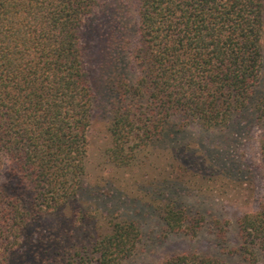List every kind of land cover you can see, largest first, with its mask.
<instances>
[{
	"label": "trees",
	"instance_id": "16d2710c",
	"mask_svg": "<svg viewBox=\"0 0 264 264\" xmlns=\"http://www.w3.org/2000/svg\"><path fill=\"white\" fill-rule=\"evenodd\" d=\"M99 1L0 0V161L9 162L8 181L0 179V264H8L23 229L56 211L79 188L93 106L80 33ZM137 3L138 38L130 52L136 75L113 58L107 77L115 98L109 129L113 159L126 163L129 141L156 138L170 123L219 127L250 110L251 119L264 125V92L256 91L264 0ZM259 150L264 162V129ZM164 219L169 231L195 234L201 226L200 220L185 222L173 202ZM220 222L214 225L221 246L226 239ZM236 224L238 242L227 256L257 264L264 258V192L258 207ZM140 236L134 221H115L89 243L87 256L76 253L68 261L119 264L134 253ZM157 264L232 263L220 255L181 252Z\"/></svg>",
	"mask_w": 264,
	"mask_h": 264
},
{
	"label": "rangeland",
	"instance_id": "374dc122",
	"mask_svg": "<svg viewBox=\"0 0 264 264\" xmlns=\"http://www.w3.org/2000/svg\"><path fill=\"white\" fill-rule=\"evenodd\" d=\"M137 8V0H100L84 17L80 37L93 94L84 172L73 196L22 230L8 264H72L71 256H87L89 243L123 220L134 221L141 236L134 253L119 264H157L181 252L215 254L232 264H247L226 251L238 242L236 221L258 207L264 192L259 150L264 125L251 119L250 110L219 127L197 121L180 127L170 123L156 138L129 141L132 155L126 163L113 159L109 151L115 98L107 77L115 63L136 75L130 52L138 38ZM118 38L125 46L115 44ZM261 50L258 94L264 92V21ZM8 165L0 161V179L6 182ZM169 202L184 212L185 222L200 220L195 234L169 231L164 219ZM216 219L225 230L221 246L215 236ZM257 264H264V258Z\"/></svg>",
	"mask_w": 264,
	"mask_h": 264
}]
</instances>
